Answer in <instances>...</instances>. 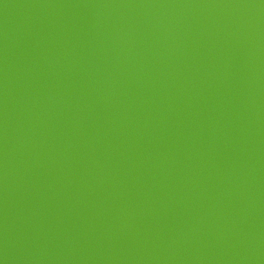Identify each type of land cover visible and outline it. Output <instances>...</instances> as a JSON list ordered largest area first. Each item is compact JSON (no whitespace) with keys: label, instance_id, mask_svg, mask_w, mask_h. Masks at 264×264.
<instances>
[{"label":"water","instance_id":"95a60500","mask_svg":"<svg viewBox=\"0 0 264 264\" xmlns=\"http://www.w3.org/2000/svg\"><path fill=\"white\" fill-rule=\"evenodd\" d=\"M0 264H264V0H0Z\"/></svg>","mask_w":264,"mask_h":264}]
</instances>
